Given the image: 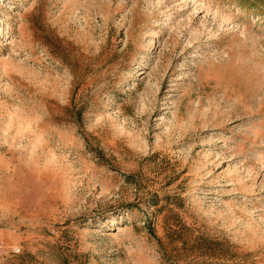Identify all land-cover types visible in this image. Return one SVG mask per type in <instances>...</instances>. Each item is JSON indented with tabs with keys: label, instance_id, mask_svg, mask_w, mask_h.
<instances>
[{
	"label": "rangeland",
	"instance_id": "1",
	"mask_svg": "<svg viewBox=\"0 0 264 264\" xmlns=\"http://www.w3.org/2000/svg\"><path fill=\"white\" fill-rule=\"evenodd\" d=\"M0 264H264V0H0Z\"/></svg>",
	"mask_w": 264,
	"mask_h": 264
},
{
	"label": "built area",
	"instance_id": "2",
	"mask_svg": "<svg viewBox=\"0 0 264 264\" xmlns=\"http://www.w3.org/2000/svg\"><path fill=\"white\" fill-rule=\"evenodd\" d=\"M5 246L0 242V259L5 255Z\"/></svg>",
	"mask_w": 264,
	"mask_h": 264
}]
</instances>
